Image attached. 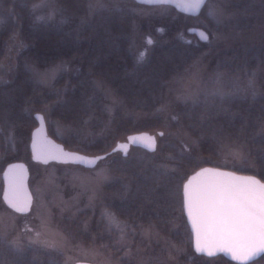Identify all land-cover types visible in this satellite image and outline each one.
Listing matches in <instances>:
<instances>
[{
    "label": "trees",
    "instance_id": "1",
    "mask_svg": "<svg viewBox=\"0 0 264 264\" xmlns=\"http://www.w3.org/2000/svg\"><path fill=\"white\" fill-rule=\"evenodd\" d=\"M34 1L0 0V62L7 38L16 33L21 42L12 63L0 75V197L3 166L16 160L4 141V122H8V127L21 125L30 131L36 124L30 113L32 106L49 107L48 118L70 124L77 131L84 125L88 127L93 135L88 145L76 141L73 133L61 140L73 148L84 145L86 149L108 152L110 142L119 135L160 128L166 133L157 138L153 151L130 146L125 155L113 151L104 156L116 176L105 185L102 206L133 227L148 221L164 224L174 242L180 244L185 238L192 261L201 258L213 260V264H240L221 254L207 257L194 252L182 211L181 188L185 178L201 165L224 167L218 162L227 144L243 146L252 162L245 172L264 180V132L257 131L264 118V96L200 95L193 101L175 102L170 111H157L164 105L166 80L208 45L187 30L190 26L208 30L214 27L204 15L206 3L193 15L168 4L103 0V5L88 15L90 0H54L55 16L39 20L32 9ZM132 5L166 8L152 15L151 22L140 25L151 41L148 40L142 60L132 50ZM228 10L232 15L224 28L244 32L259 20L257 13L264 12V0H228ZM215 56V61L224 67L260 69L264 74V44L236 46ZM56 60L74 62L75 68L61 71L48 87L32 80L27 64L45 66ZM95 78L105 81L118 97L111 110L96 88ZM173 116L178 117V122L172 120ZM48 132L56 138L50 128ZM184 134H189L194 143H189ZM25 151L24 162L29 170V161H34L29 159L28 146ZM86 218L95 241H103L105 220L92 210L78 211L65 224L74 234L81 235ZM176 218L181 228L179 238L168 228ZM0 264L61 263L57 253L0 238ZM121 264L129 263L124 259ZM244 264H264V253Z\"/></svg>",
    "mask_w": 264,
    "mask_h": 264
},
{
    "label": "rangeland",
    "instance_id": "2",
    "mask_svg": "<svg viewBox=\"0 0 264 264\" xmlns=\"http://www.w3.org/2000/svg\"><path fill=\"white\" fill-rule=\"evenodd\" d=\"M38 4L45 6L37 8ZM89 5L88 15L102 6L103 0H90ZM210 8L222 10L219 23L208 16ZM32 9L35 18L39 20L50 19L57 12L54 0H35ZM130 9L135 14L131 39L132 50L139 58L140 53H146L149 47L148 35L141 31L140 25L148 21L151 22L152 15H158L166 8L132 5ZM257 14L259 20L252 28L246 29L244 32L226 30L223 25L232 15L228 10V0H207L204 15L211 19L214 26L209 30L203 28L208 35L210 33L208 45L188 65L166 80L163 105L165 112L170 111L175 102L193 101L200 95L264 96V74L260 69L233 70L231 65L224 67L214 58L216 53L232 47L264 44V12L260 11ZM197 38L199 39V37ZM20 48L21 42L16 33L5 40L3 57L0 62L2 69L0 75L5 73L13 61L16 51ZM227 61L231 62L230 59ZM27 68L35 83L48 87L61 71H72L75 64L71 61L56 60L45 66L27 64ZM94 84L107 99L108 109L111 110L119 101L114 90L99 78L94 79ZM48 108L47 106H32L30 113L41 112L47 130L50 128L56 139L61 141L73 133L75 140L81 144L88 145L90 143L93 135L86 125L77 131L70 124L48 118L46 113ZM5 124L6 131H4L3 137L11 155L25 161L27 158L25 150L28 146L30 131L21 125L8 127L6 120ZM158 130L166 133L160 128L142 131L154 133L157 141V138L160 137L157 134ZM257 131L264 132V118L258 124ZM125 136L126 134L119 135L111 141L108 151L117 140H123ZM184 137L189 143H194L189 134H184ZM84 145L83 147L78 146V148L70 146H66V148L85 154L101 153L86 149L87 147ZM218 163L242 172L252 167L247 151L243 146L236 144L225 145ZM115 176L107 159L98 160L91 168L79 167L69 162L50 161L42 164L29 161L27 185L32 197L30 208L25 214L17 213L8 208L0 197V238L11 244L25 243L43 251L57 253L61 264H73L78 259L90 260L99 264H121L124 259L129 264H201L203 261L213 264V260L207 261L201 258L192 261L193 255L184 245L185 238H181L180 244L174 242L168 236L164 224L148 221L133 227L104 208L102 205L104 196H106L105 185L113 181ZM85 209L92 210V213H98V216L105 220L107 230L104 231L106 235H104L103 241H95L96 236L90 229L91 225L89 227V218L82 222L81 235L74 234L67 228L65 222L74 218L78 211ZM106 213L114 215L120 228L126 231L124 246L120 241V231L110 227ZM176 220L177 218L171 221L168 228L172 233L175 232L179 238L181 237V228ZM26 227L33 231H27ZM35 231H41L43 233L41 241L48 243L32 242ZM84 233L85 235L87 233L88 237L82 235ZM53 243L57 247L48 246ZM177 248L181 250L179 253L175 251Z\"/></svg>",
    "mask_w": 264,
    "mask_h": 264
},
{
    "label": "snow or ice",
    "instance_id": "3",
    "mask_svg": "<svg viewBox=\"0 0 264 264\" xmlns=\"http://www.w3.org/2000/svg\"><path fill=\"white\" fill-rule=\"evenodd\" d=\"M140 2L162 5L169 3L170 0H140ZM206 2L207 0H191L190 6L198 11ZM44 6L36 5L37 8ZM221 14L222 10L218 8H210L208 12V16L217 23L220 22ZM198 35L204 41L209 40V35L203 31H200ZM149 43H151L150 40ZM144 56L145 53L141 52L140 60ZM157 111H164V107ZM37 119L43 118L37 116ZM172 120L178 122V117L173 116ZM159 135L163 137L165 133L160 132ZM152 142L154 143V139ZM126 149V144L118 145V148L113 151ZM95 159L101 160L104 157ZM202 172L210 173L213 178L194 187L185 184L183 193V210L192 224L195 250L200 253L207 252L208 255L213 254V249L228 251L235 260L247 259L258 251H264V184L252 177L243 180L235 176L230 180L220 179L226 174L216 170L203 169ZM30 202V198L23 195L14 183L9 198L10 206L16 212L25 213L28 211ZM105 215L110 227L120 231V241L124 246L126 231L120 228L114 215L107 213ZM26 230L33 231L27 227ZM42 235L41 231H35L32 242L47 244V241H41ZM48 246L57 247L55 243ZM175 251L179 253L181 250L177 248Z\"/></svg>",
    "mask_w": 264,
    "mask_h": 264
},
{
    "label": "water",
    "instance_id": "4",
    "mask_svg": "<svg viewBox=\"0 0 264 264\" xmlns=\"http://www.w3.org/2000/svg\"><path fill=\"white\" fill-rule=\"evenodd\" d=\"M135 1H137L138 3H141L140 0H135ZM141 4H144V3H141ZM167 4L174 6L176 10L180 12H185L187 14H193V15L194 13L197 14L200 8L202 7L201 6L198 11L196 9H193L190 6L191 0H170V2ZM146 5H150V4H146ZM188 31L191 33H194L197 37H199L198 33L200 31L207 33L202 27H199V26H191L188 28ZM199 39L202 40L200 37ZM33 116L36 119L37 123L30 130V136H29V141H28L30 158L32 161L40 162L43 164L50 162V161H60V162H69L72 164H79L83 167L91 168L98 161L97 159H95L96 157H104L107 153L113 152V149H117L118 145L126 144L127 149L130 146H140L148 151H153L156 147V136L154 133H149L147 131H133V132L127 133L125 136V139L117 140L114 146L108 152H101L97 154H85L83 152H80L74 149H68L64 147L61 141L56 140L53 136L48 134L45 119L41 112H34ZM37 116H40L43 119H37ZM160 132L162 131L158 130L157 134L159 135ZM153 139H154V143L152 142ZM127 149L117 150V151H120L122 155H125L127 153ZM52 156H56L57 158L53 159L51 158ZM203 169L216 170V171L225 173L226 175L224 177H221L220 179L230 180L231 177L235 176L243 180L245 178L252 177L258 180L261 184H264V180L260 179L257 175L253 173L237 171L231 168L214 166L211 164L201 165L198 168H196L192 173H190L182 183L181 206H182V211L185 216V219H186V222H187L190 234H191L192 249L194 250L196 254H202L207 257L221 254L225 258L233 262L240 263V264H244V263L250 262L258 258L261 254L264 253V251H258L255 254L250 255L247 259L235 260L233 259L232 254L228 251H217L213 249L212 250L213 254L208 255L207 252L200 253L195 250V237L193 234L192 224L187 214L183 210V193H184L185 184H189L190 187H194L208 179L213 178L210 176V173L202 172ZM197 173H201V175L198 176ZM28 174L29 172H28L27 165L22 160H12V161L7 162L3 166V169L1 171V180H2L1 199L3 203L13 211L15 210L10 206L9 198H10V193H11L12 186L14 183L19 187V190L21 191V193L29 197L30 201H32L31 193L27 185ZM30 205H31V202L28 205V210L30 208ZM17 213H20V212H17ZM73 264H99V263H95L90 260L78 259V260H75Z\"/></svg>",
    "mask_w": 264,
    "mask_h": 264
},
{
    "label": "flooded vegetation",
    "instance_id": "5",
    "mask_svg": "<svg viewBox=\"0 0 264 264\" xmlns=\"http://www.w3.org/2000/svg\"><path fill=\"white\" fill-rule=\"evenodd\" d=\"M65 147V146H64Z\"/></svg>",
    "mask_w": 264,
    "mask_h": 264
}]
</instances>
